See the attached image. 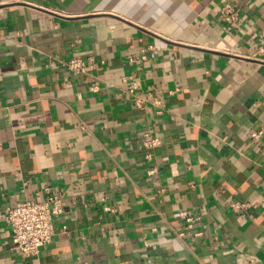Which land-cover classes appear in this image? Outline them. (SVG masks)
<instances>
[{
  "label": "crops",
  "instance_id": "1",
  "mask_svg": "<svg viewBox=\"0 0 264 264\" xmlns=\"http://www.w3.org/2000/svg\"><path fill=\"white\" fill-rule=\"evenodd\" d=\"M224 1L0 0V264H264V0H229L236 26ZM49 192L25 257L4 213Z\"/></svg>",
  "mask_w": 264,
  "mask_h": 264
},
{
  "label": "built area",
  "instance_id": "2",
  "mask_svg": "<svg viewBox=\"0 0 264 264\" xmlns=\"http://www.w3.org/2000/svg\"><path fill=\"white\" fill-rule=\"evenodd\" d=\"M220 15L229 26H236L240 23L238 6L229 0L223 2ZM60 62L63 68L74 74L88 75L97 67V62L93 56H89L86 60L80 56H73ZM92 88L96 87L93 86ZM136 88L137 85L132 84L129 86V92L135 95V105L141 106L144 99L137 95ZM154 103L158 105L160 99L155 98ZM251 136L255 140H260L264 136V127L252 130ZM160 144L161 140L158 136L151 132L143 134L142 146L147 161L154 159L155 149ZM229 206L236 213L244 212L248 207V203L241 200H231ZM63 208L62 195L50 192L44 200H26L17 206L7 208L4 217L10 228L13 247L25 257L42 253L53 242L55 218L64 211ZM106 210H110V208L106 207ZM184 219L186 228L189 229L198 217L187 214Z\"/></svg>",
  "mask_w": 264,
  "mask_h": 264
}]
</instances>
